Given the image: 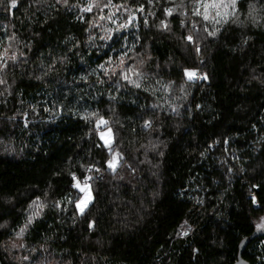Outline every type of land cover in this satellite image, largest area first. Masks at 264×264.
Instances as JSON below:
<instances>
[{
  "label": "trees",
  "instance_id": "obj_1",
  "mask_svg": "<svg viewBox=\"0 0 264 264\" xmlns=\"http://www.w3.org/2000/svg\"><path fill=\"white\" fill-rule=\"evenodd\" d=\"M95 2L0 0V264H264V0Z\"/></svg>",
  "mask_w": 264,
  "mask_h": 264
},
{
  "label": "snow or ice",
  "instance_id": "obj_2",
  "mask_svg": "<svg viewBox=\"0 0 264 264\" xmlns=\"http://www.w3.org/2000/svg\"><path fill=\"white\" fill-rule=\"evenodd\" d=\"M236 2L237 0H229L228 3H220L219 0H197V3L200 7H202L204 9V12L201 13L199 10H197L194 14L196 15H203V19L204 20H209L210 18V13L212 10H218L220 9L221 7L223 8H231L233 11L235 10V6H236ZM64 3L66 4L67 3V0H64ZM111 3V0H109V4ZM99 7L100 5L98 3L95 2V0H93V3L89 5V7L83 9L84 11H90L91 10V7ZM105 6H108V5H105ZM11 7L15 8L16 7V0H12V3H11ZM254 10V9H253ZM171 9L168 10V14H171ZM217 15H219V12L217 11ZM217 23H219L220 21L217 20L216 21ZM210 35H215V32H211ZM189 40H191V37H188ZM14 59V57H13ZM127 71H132V69H128ZM185 75L186 77L191 80L193 78H200V77H197L196 73L193 72V71H189V70H185ZM125 79H127V75L124 76ZM206 78V77H205ZM0 83H2V81H0ZM137 87H139V84H136ZM99 123H105V121H100ZM99 123H98V129H99ZM146 127L150 126L149 124H146L145 125ZM101 138L103 139L104 138V134L101 132ZM105 145L106 146H109L110 147V144H109V141L105 140ZM111 150V149H110ZM119 154H116L112 157V160H110L108 162V167L112 170V171H115V161L117 159V156ZM90 179V177L86 178L84 183L85 185H87V180ZM73 180H76V177L73 176ZM74 187H78L80 188V184L77 183L74 185ZM80 190L82 192L85 193V197H83L80 201H77L76 202V206L78 208V210L80 211L81 214H83L84 212V209L87 207V204L91 202V197H90V194L87 192L86 188H80ZM36 203V207H40L42 208L43 205L39 204L38 202H35ZM59 206V205H58ZM34 215H39V213H35ZM34 219V216H30L29 219H28V224H31L32 221ZM27 228V225H25L24 228H21L19 233H17V236L18 237H21L23 236L25 230ZM187 233H185L186 235Z\"/></svg>",
  "mask_w": 264,
  "mask_h": 264
},
{
  "label": "rangeland",
  "instance_id": "obj_3",
  "mask_svg": "<svg viewBox=\"0 0 264 264\" xmlns=\"http://www.w3.org/2000/svg\"><path fill=\"white\" fill-rule=\"evenodd\" d=\"M219 2H220V3H228L229 0H219ZM227 9H228V8H225V10L223 9V10H224V12H223V13H224V16H226V14H227V12H226ZM136 20H137V19H136L135 15H132L130 18L127 19V24L131 23L132 21L135 22ZM189 71H192V70H189ZM193 72H194V71H193ZM185 76H186V75H185ZM186 78H187V77H186ZM138 79H140V78H138ZM193 79H194V78H193ZM140 80H141V79H140ZM132 81L137 83V81H134L133 79H132ZM101 132L104 134V138H103V139L101 138ZM97 136H98V139H99V141L101 142V144H102L103 146H105V147H107V146L105 145V140L109 141V144H111V143L113 142L112 131H111L110 128L102 129L101 131H99V132L97 133ZM114 163H115V165H117V159H116V161H115ZM79 184H80V188H86L87 192L90 194L91 201H92L93 196H92V192H91L90 188L88 187V185H85L84 183H79ZM80 188L76 187V190H77V191L79 192V194H80V198H79L78 201H80L83 197H85V193L82 192V191L80 190ZM90 203H91V202H90ZM90 203L87 204V207H88V205H89ZM87 207H86V208H87ZM86 208L84 209V211L86 210ZM36 209H37V207H34V208H33V215H34L35 213H37V212H36ZM76 211H77L78 214H81L80 211L78 210L77 206H76ZM13 243H14V241L11 242V243L8 245V246H9V249H10L11 246H12V247H15V246H16V244H13ZM12 244H13V245H12Z\"/></svg>",
  "mask_w": 264,
  "mask_h": 264
},
{
  "label": "built area",
  "instance_id": "obj_4",
  "mask_svg": "<svg viewBox=\"0 0 264 264\" xmlns=\"http://www.w3.org/2000/svg\"><path fill=\"white\" fill-rule=\"evenodd\" d=\"M108 122H109V121H107V123H108ZM103 126H104L103 124H99V129H98V124H97V125H96V128H95L96 133H98L99 131H101L102 128H103ZM88 177H90V179L87 180V183L90 182V181H91V178H92L91 175L88 176ZM88 177H86V178H88ZM86 178H85V179H86ZM85 179H84V181H85Z\"/></svg>",
  "mask_w": 264,
  "mask_h": 264
},
{
  "label": "water",
  "instance_id": "obj_5",
  "mask_svg": "<svg viewBox=\"0 0 264 264\" xmlns=\"http://www.w3.org/2000/svg\"><path fill=\"white\" fill-rule=\"evenodd\" d=\"M244 245H245V243L240 245V250L243 249ZM239 255H240V254H239ZM236 264H249V263L246 262V261H243V260L239 259L238 262H237Z\"/></svg>",
  "mask_w": 264,
  "mask_h": 264
}]
</instances>
